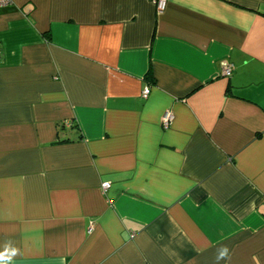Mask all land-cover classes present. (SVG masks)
I'll return each instance as SVG.
<instances>
[{"label": "crops", "instance_id": "crops-1", "mask_svg": "<svg viewBox=\"0 0 264 264\" xmlns=\"http://www.w3.org/2000/svg\"><path fill=\"white\" fill-rule=\"evenodd\" d=\"M166 1L0 8L10 264H264V0Z\"/></svg>", "mask_w": 264, "mask_h": 264}, {"label": "built area", "instance_id": "built-area-1", "mask_svg": "<svg viewBox=\"0 0 264 264\" xmlns=\"http://www.w3.org/2000/svg\"><path fill=\"white\" fill-rule=\"evenodd\" d=\"M152 3L155 5V8L157 10L158 13H161L164 11L165 7H166V0H151ZM13 2V0H0V8L3 7H7L9 6L11 3ZM233 71V64L231 62H229L228 60H222L220 61V75L222 77H230ZM150 93V87L147 85L146 87H144L142 93H141V97L143 98H147L148 95ZM173 119V115L170 111H166L163 115L162 118V126L163 127H168L169 123L171 122V120ZM110 184L107 181H104L101 184V189L103 191H106L109 188ZM92 229V225L89 227V231Z\"/></svg>", "mask_w": 264, "mask_h": 264}, {"label": "clouds", "instance_id": "clouds-1", "mask_svg": "<svg viewBox=\"0 0 264 264\" xmlns=\"http://www.w3.org/2000/svg\"><path fill=\"white\" fill-rule=\"evenodd\" d=\"M18 254V249L13 246H6L3 251H0V264H10L12 259ZM230 259V250L227 245H222L217 248L215 261L220 264L221 260Z\"/></svg>", "mask_w": 264, "mask_h": 264}]
</instances>
